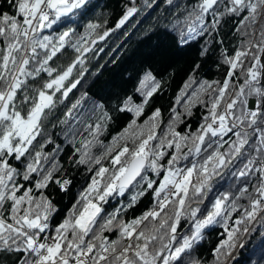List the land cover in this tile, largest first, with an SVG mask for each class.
I'll use <instances>...</instances> for the list:
<instances>
[{
  "label": "snow or ice",
  "instance_id": "obj_1",
  "mask_svg": "<svg viewBox=\"0 0 264 264\" xmlns=\"http://www.w3.org/2000/svg\"><path fill=\"white\" fill-rule=\"evenodd\" d=\"M95 7L94 0L0 5V255L14 254L12 264H237L259 232L248 259L261 264L264 0H128L114 28L88 19ZM157 7V20L181 44L205 40L201 55L223 43L215 38L225 18L241 39L221 48L223 79L190 76L167 119L160 107L146 112L165 82L144 71L139 101L129 95L114 106L132 118L112 134L106 103L80 90L86 64L110 33ZM197 107L193 128L186 118ZM61 135L71 147L67 165L83 167L86 180L56 222L62 210L50 190L67 193L73 184ZM210 228L220 231L208 261L193 253Z\"/></svg>",
  "mask_w": 264,
  "mask_h": 264
},
{
  "label": "trees",
  "instance_id": "obj_2",
  "mask_svg": "<svg viewBox=\"0 0 264 264\" xmlns=\"http://www.w3.org/2000/svg\"><path fill=\"white\" fill-rule=\"evenodd\" d=\"M136 2L138 6L142 4V0H136ZM178 2L183 4L185 0H178ZM94 3L96 7L88 19H98L102 24L106 20L105 27L114 28L123 14L124 6L128 0H94ZM2 4L3 0H0V5ZM160 12L161 8L157 7L150 11H141L130 18L124 26L110 33L104 41L98 43L97 51L100 48H103L104 51L100 52L98 56L93 55L86 64L89 71L80 90L87 91L93 100L106 103L113 116L109 129L112 134L118 132L132 118L129 113L116 111L114 106L119 100L129 95H132L136 102L139 101V94L135 93L134 89L138 86V81L144 71L151 70L157 79H162L165 82L163 91L154 97L146 112L150 114L153 108L160 107L167 119L168 109L190 76H195L198 80L223 79L227 68L220 63L221 48H228L231 51L238 46L241 39L234 27L235 20L225 18L226 22H222L219 34L215 38L216 41L223 43H211L207 46V54L201 55L205 40L198 39L181 44L175 33L166 31L157 20ZM196 65L200 67L193 73V68ZM76 95H79V92ZM201 111L197 107L193 110V116L186 118L193 128L197 125ZM183 127L181 126V130ZM55 132H60V129L57 128ZM108 139H110V135ZM56 143L65 148V153L61 154V163L68 169V178L73 180L71 190L67 193L50 190L57 207L62 210L57 217L56 222H58L75 201L76 193L85 183L86 176L83 167L76 169L67 165V154H70L71 147L63 144L62 135L56 137ZM45 150L50 152L51 147H46ZM115 203L113 201V205ZM146 203L147 200L142 201L135 211L129 210V218L131 215H139L140 211L144 210ZM219 231L218 228L207 230L204 233V239L199 242L193 255L210 261L211 250L219 240ZM258 236L259 232L252 237L253 242L240 253L237 264H251L248 259L249 250L258 245ZM256 258L252 257L253 260ZM14 259V254L0 255V264H12ZM261 264H264V261Z\"/></svg>",
  "mask_w": 264,
  "mask_h": 264
}]
</instances>
